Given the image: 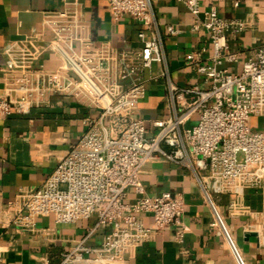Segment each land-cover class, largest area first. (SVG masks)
<instances>
[{"label": "built area", "instance_id": "2783aa9c", "mask_svg": "<svg viewBox=\"0 0 264 264\" xmlns=\"http://www.w3.org/2000/svg\"><path fill=\"white\" fill-rule=\"evenodd\" d=\"M155 1L109 0L115 21L128 17L141 26L139 49H118L109 41L95 44L77 1L45 12V29L3 48L0 119L48 106L53 97L72 98L94 112L83 118V134L42 185L21 190L13 203L12 223L18 230L32 231L39 218L49 216L58 224L96 219L60 253L58 264H130L142 245L169 226L182 239L185 199L170 191L147 195L141 174L149 163L171 162L192 173L212 213L209 226L224 239L235 264L248 263L213 195L233 196L231 216L264 221V46L231 45L254 21L222 17L213 4L201 12V0H179L194 17L191 29L206 34L212 53L209 44L187 52L185 63L200 81L178 85ZM166 32L180 31L167 26ZM155 64L161 73L147 78ZM159 78L170 113L147 120L139 103L147 83ZM254 117L260 121L257 129ZM247 189L261 192L260 210L244 202ZM102 229L107 230L101 242L90 243ZM39 260L51 264L48 254Z\"/></svg>", "mask_w": 264, "mask_h": 264}, {"label": "crops", "instance_id": "0c3cea01", "mask_svg": "<svg viewBox=\"0 0 264 264\" xmlns=\"http://www.w3.org/2000/svg\"><path fill=\"white\" fill-rule=\"evenodd\" d=\"M69 1L81 5L90 21L95 44L109 41L123 50L142 46L138 38L141 26L128 17L115 21L109 0H0V79L5 45L45 29L44 13L62 10ZM235 1L201 0V12L213 4L222 17L252 18L253 27L238 35L231 45L233 48L264 46V0H241L238 6ZM154 6L174 82L178 85L199 82L196 71L185 63L184 57L187 52L209 44L206 34L191 29L194 17L181 1L158 0ZM167 26L180 32L170 35L166 32ZM211 53L209 44L208 54ZM161 70L155 64L145 76L158 75ZM147 90L146 97L139 103L141 116L147 120L167 116L170 110L164 80L149 81ZM93 113L72 98L53 97L48 106L0 119V257L3 264H40L39 258L45 254L49 255L51 264H58L60 253L70 249L95 223L96 219L90 218L58 224L49 216L39 218L32 231L18 230L12 223L16 195L21 190L42 185L83 134V118ZM141 181L147 195H160L164 191L183 195V221L187 230L179 240L175 227H167L142 245L130 264H235L224 239L209 226L212 213L189 170L171 162L149 163L141 174ZM232 198L229 193L213 195L247 263L264 264V221L257 217L231 216ZM262 201L260 191H245L244 202L254 210L262 208ZM145 221L153 225L149 218ZM106 230L98 231L90 243H100Z\"/></svg>", "mask_w": 264, "mask_h": 264}, {"label": "rangeland", "instance_id": "374dc122", "mask_svg": "<svg viewBox=\"0 0 264 264\" xmlns=\"http://www.w3.org/2000/svg\"><path fill=\"white\" fill-rule=\"evenodd\" d=\"M242 58L240 59V64H239V68H241V64H242ZM259 120H258V118H256V117H254L253 118V120H252V127L254 128V129H257L258 128V126H259ZM194 123V122H193ZM191 124H192V122H191ZM190 124V125H191Z\"/></svg>", "mask_w": 264, "mask_h": 264}]
</instances>
